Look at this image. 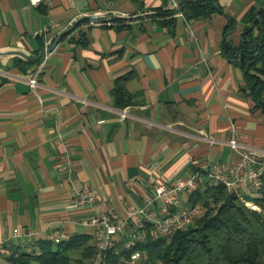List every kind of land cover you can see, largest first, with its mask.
<instances>
[{"label":"crops","instance_id":"obj_1","mask_svg":"<svg viewBox=\"0 0 264 264\" xmlns=\"http://www.w3.org/2000/svg\"><path fill=\"white\" fill-rule=\"evenodd\" d=\"M177 1L182 16L163 15L167 0H0V264L14 249L37 254L41 240L88 235L92 208L75 191L95 190L118 214L141 208L154 184L235 161L231 136L264 170V75L249 69L247 81L241 65L264 0ZM83 16L129 19L82 21L38 60L13 53L40 56L47 36L51 47ZM125 75L131 103L119 107Z\"/></svg>","mask_w":264,"mask_h":264},{"label":"trees","instance_id":"obj_2","mask_svg":"<svg viewBox=\"0 0 264 264\" xmlns=\"http://www.w3.org/2000/svg\"><path fill=\"white\" fill-rule=\"evenodd\" d=\"M164 16L176 13L174 10L162 11ZM261 36L253 37L247 31L248 38L242 47L241 65L245 68L247 81L251 75L249 69L264 75V12L260 11ZM246 20L252 21V14ZM167 24L172 25L170 19ZM245 40V38H244ZM43 47V43H42ZM224 52L230 56V48L224 45ZM259 64V66H257ZM128 75L116 81L113 95L119 107L130 105V97L124 90ZM264 109V104L262 105ZM252 200L243 195L229 193L223 186H199L187 196L186 206L200 204L202 214L186 228L175 232L169 238L152 240L147 232L142 243L120 255L111 250L108 253V264H124L134 250L147 254L134 264H264V173ZM247 203H251L248 206ZM37 254L11 250L4 260L7 264H71L70 253L79 255V264H88L94 257V246L89 235H73L66 241L54 243L41 240Z\"/></svg>","mask_w":264,"mask_h":264},{"label":"built area","instance_id":"obj_3","mask_svg":"<svg viewBox=\"0 0 264 264\" xmlns=\"http://www.w3.org/2000/svg\"><path fill=\"white\" fill-rule=\"evenodd\" d=\"M29 1L32 6H38L50 4L53 0ZM167 1L169 9L176 11L174 16H182L177 11L178 1ZM53 25L50 23L49 27ZM51 41L50 37L45 38L43 52L50 47ZM28 83L30 88L36 87L35 75L29 79ZM126 116V111H123L121 117ZM227 144L237 157L235 161L229 164L215 162L199 168L187 178L177 179L173 184L156 183L152 187V197L138 209H127L118 214L108 205L99 206L97 193L91 188L73 192L71 199L75 204L88 205L92 208V215L85 224L95 250L90 264H108V253L113 250L115 244H121L122 249L129 251L135 244L144 241L145 232L152 240H156L169 238L175 232L191 225L202 214L203 207L200 204L182 206V195L195 191L205 183L209 186H223L229 193L237 195L247 188L258 189L261 185L260 178L264 173L260 162L262 155L241 145L234 136L230 137ZM156 202L159 205L157 211H154L153 205ZM247 205L250 204L247 203ZM36 235V233L27 234L29 238ZM52 241L56 244L60 243L63 237L56 236ZM2 245L3 243H0V252H2ZM146 258L147 254L144 251L134 250L125 264H134Z\"/></svg>","mask_w":264,"mask_h":264},{"label":"water","instance_id":"obj_4","mask_svg":"<svg viewBox=\"0 0 264 264\" xmlns=\"http://www.w3.org/2000/svg\"><path fill=\"white\" fill-rule=\"evenodd\" d=\"M122 19H129V18H123V17H118V16H108V17H104V18H96L93 16H83L81 18H79L74 24H72L69 28H66L64 30H62L54 39L53 44L51 47H49L45 52H42V54L38 57H30L22 52H13L16 55H19L21 57H24L25 59L28 60H38L39 58L43 57L45 54L50 53L55 47L56 45L60 42L61 38L70 33L80 22L85 21V20H89L93 23H102V22H110V21H115V20H122Z\"/></svg>","mask_w":264,"mask_h":264},{"label":"rangeland","instance_id":"obj_5","mask_svg":"<svg viewBox=\"0 0 264 264\" xmlns=\"http://www.w3.org/2000/svg\"><path fill=\"white\" fill-rule=\"evenodd\" d=\"M254 194H255V192H253V191L250 190V189H244V190L241 192V195L245 196V199H249V200H252V199H253ZM248 206H251V204L248 205ZM32 264H37V263H36V262H33Z\"/></svg>","mask_w":264,"mask_h":264}]
</instances>
